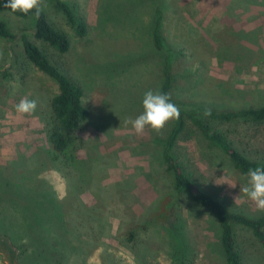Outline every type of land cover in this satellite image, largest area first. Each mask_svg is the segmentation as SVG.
Wrapping results in <instances>:
<instances>
[{"label":"rangeland","instance_id":"rangeland-1","mask_svg":"<svg viewBox=\"0 0 264 264\" xmlns=\"http://www.w3.org/2000/svg\"><path fill=\"white\" fill-rule=\"evenodd\" d=\"M64 1L88 34L78 37L43 0L41 8L72 43L65 55L46 51L83 88L91 118L79 133L78 162L57 158L49 129L58 87L26 58L20 40L0 39V264H19L16 242L32 246L37 263L225 264L219 222L189 197L179 199L175 223L161 226L153 217L165 196H176L163 159L174 120L158 134L146 129L139 136L125 121L143 112L144 94L160 91L164 81L166 53L153 43L158 8L175 54L180 104L216 113L263 107L264 0ZM0 20L15 33L27 29L34 40L30 20L9 13ZM25 97L38 107L20 117L15 106ZM202 118L249 158L264 161V124ZM175 154L232 210L264 214L240 192L247 176L198 131L189 129ZM238 241L243 264H264V247L250 231L238 229Z\"/></svg>","mask_w":264,"mask_h":264},{"label":"trees","instance_id":"trees-1","mask_svg":"<svg viewBox=\"0 0 264 264\" xmlns=\"http://www.w3.org/2000/svg\"><path fill=\"white\" fill-rule=\"evenodd\" d=\"M51 1L55 9L63 13L67 23L75 30L77 36L80 38L86 37L88 34L87 25L77 17L74 7L64 0ZM5 3H7V0H0V13L11 14L9 9L4 8ZM11 15L18 19L30 20L33 23L34 33L32 36L34 40L31 39L27 29H21L15 33L10 29L7 22L3 20H0V39L10 43L20 40L26 58L57 85L58 93L51 101L53 121L49 129V143L57 158L62 157L68 165L74 166L79 160L77 149L82 144L79 133L89 122L91 111L84 104L83 88L70 80L61 70L62 67L59 62L46 51V48H51L60 55H65L71 50V40L64 31L51 22L43 8L39 16L34 13L28 15L16 13ZM162 21L163 13L161 8H158L153 28V43L158 51L166 53L164 59V81L160 91L170 94L171 101L178 106L180 115L178 119H174L173 127L165 141L163 151L166 172L173 177L172 186L176 196L175 198L172 194L165 196L155 212L157 215L154 213L153 217L160 221L161 226L171 225V223H168L170 221L175 223L178 219L177 205L179 199L184 195L189 197L195 204L207 209L219 222L222 247L225 253V264H243V255L238 241V229L250 231L264 247V214L252 217L246 213L234 211L227 205L225 200H221L204 190L187 173L185 164L175 154V148L180 139L192 128L228 157L235 170L244 176H247L249 168L264 166V161L249 158L238 150L225 134L206 122L202 117H205L204 112L207 109L185 106L177 101L174 96L173 75L175 54L164 35ZM37 42H40L41 45ZM207 117L220 122L245 120L246 122L262 125L264 124V106L220 113L211 111V115ZM152 218L146 221V228L153 224L149 222ZM62 226L63 222L61 221L56 226V229L52 228L51 230L57 231ZM51 230V236L55 235L56 233ZM134 236V232H131L130 240H133ZM12 247L18 252L19 264H47V260L35 262L34 258L37 255H34L30 245L16 242L12 244ZM36 252L39 253L40 250Z\"/></svg>","mask_w":264,"mask_h":264},{"label":"clouds","instance_id":"clouds-1","mask_svg":"<svg viewBox=\"0 0 264 264\" xmlns=\"http://www.w3.org/2000/svg\"><path fill=\"white\" fill-rule=\"evenodd\" d=\"M42 3L43 0H7L4 8L9 9L11 14L34 13L39 16ZM37 107L36 100L25 97L16 104L15 113L20 117L30 116L35 113ZM142 108L143 112L139 116L125 121L138 136L143 135L146 129L158 134L180 115L179 108L171 101L170 94L161 91H147L142 100ZM210 115L211 111L205 110L204 116ZM246 175L247 183L240 188V192L254 204L257 211L264 212V166L249 168Z\"/></svg>","mask_w":264,"mask_h":264}]
</instances>
